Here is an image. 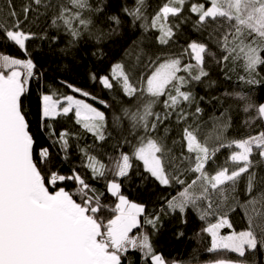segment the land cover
<instances>
[{"label": "snow or ice", "instance_id": "obj_1", "mask_svg": "<svg viewBox=\"0 0 264 264\" xmlns=\"http://www.w3.org/2000/svg\"><path fill=\"white\" fill-rule=\"evenodd\" d=\"M37 51L65 72L36 96L47 143ZM89 53L110 100L67 78ZM233 73L264 83V0H0V264H264V103L219 91ZM165 217L192 223L187 259L158 249Z\"/></svg>", "mask_w": 264, "mask_h": 264}, {"label": "trees", "instance_id": "obj_2", "mask_svg": "<svg viewBox=\"0 0 264 264\" xmlns=\"http://www.w3.org/2000/svg\"><path fill=\"white\" fill-rule=\"evenodd\" d=\"M150 3L155 4L156 0H150ZM128 39V38H126ZM130 42V39H128ZM123 43V41H121ZM9 52L13 55H22L16 49H9ZM122 54L119 49V45L113 47L112 53L110 55L118 56ZM36 61L39 65V70H47L45 80L42 82V87H38L37 82L35 80L32 81V89H33V96H32V107H31V115L29 116L30 126L32 132L41 138L42 143H47L45 138V134L40 131V118L38 109L36 106V96L39 91L44 90V88L51 86V81L53 78L58 81L60 78L65 76V72L63 70V65L59 60L52 61L46 54V52H35ZM108 71V62L104 61L100 63L96 61L91 54L83 55L82 59L79 63L75 64L72 68L70 76L67 78L77 86L85 87V89L91 92L94 95L100 96L105 99L111 98V94L108 93L106 90H103L99 84H93L89 80V73L96 72L99 74H105ZM240 75H243V72H239ZM233 80L231 81H224L221 85H219V91L224 90H232L233 88L239 87L240 89H247L251 88L254 96L258 103H264V83L257 84V85H246L243 82L239 81L237 78V74L233 73ZM217 78V74L213 73V79ZM200 94H203L202 89H198ZM61 93H68L70 91L64 88H60ZM85 99L86 102L94 103L89 101L87 98L78 97ZM96 107H101L98 104H94ZM63 126L69 129L78 128L77 125L74 124V121H68L65 118L61 117L58 121L57 126ZM258 130V129H257ZM91 138L89 137L87 142H90ZM85 141H82L84 143ZM106 160V158H105ZM79 163V160L75 155L71 157L70 163L66 164L65 168H70ZM125 191L130 195V198L135 201L143 200L145 202H154L156 200V195L154 193L158 192V189H154L151 184L148 185H141L140 178L137 176L134 178V182L125 188ZM172 195H175V190H170ZM183 230L185 235L181 238H177L178 231ZM192 232H193V225L190 222L187 227L182 225L178 218L176 217H165L164 224L162 230L157 238V247L158 249L168 258H185L187 259L189 254L192 252L194 247H201L198 242L192 239ZM209 238L205 235L204 240L207 241Z\"/></svg>", "mask_w": 264, "mask_h": 264}]
</instances>
